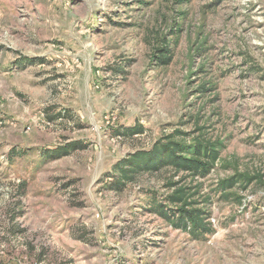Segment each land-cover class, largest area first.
I'll return each instance as SVG.
<instances>
[{"label":"rangeland","instance_id":"1","mask_svg":"<svg viewBox=\"0 0 264 264\" xmlns=\"http://www.w3.org/2000/svg\"><path fill=\"white\" fill-rule=\"evenodd\" d=\"M195 124L223 145L202 237L147 210L181 173L111 187L116 161ZM234 172L264 182V0H0V264H264V186L214 189Z\"/></svg>","mask_w":264,"mask_h":264},{"label":"trees","instance_id":"2","mask_svg":"<svg viewBox=\"0 0 264 264\" xmlns=\"http://www.w3.org/2000/svg\"><path fill=\"white\" fill-rule=\"evenodd\" d=\"M153 56L155 62L161 66L168 65L172 59L171 50L167 45L164 48H157ZM111 70L122 73L120 68H111ZM197 90L204 92L207 87L202 83ZM142 131L140 125L134 124L124 129L122 133L133 135ZM222 147L221 142L207 136L204 126L195 124L193 131L175 128L155 140L150 148L137 149L116 161L113 166L111 187L120 191L142 173H155L165 169L172 170L173 175L181 173L179 180L168 183L170 191L166 195H161L163 196L161 200L157 198L156 192H150L147 210L157 214L174 228L195 237L205 236L212 232L211 224L207 220L209 217L207 204L210 203V196L201 192L200 178L206 177L220 160ZM69 152V148L45 151L54 158ZM13 153L10 156L18 155L20 152L17 150L16 154ZM187 178L189 181H182ZM262 178L263 174L234 172L231 176L219 180L214 189L222 195L219 197L225 200L237 199L240 196H231L232 190H245L252 183L264 186Z\"/></svg>","mask_w":264,"mask_h":264}]
</instances>
